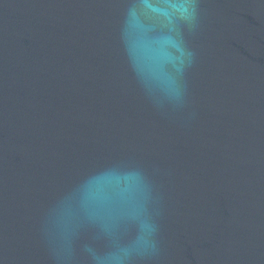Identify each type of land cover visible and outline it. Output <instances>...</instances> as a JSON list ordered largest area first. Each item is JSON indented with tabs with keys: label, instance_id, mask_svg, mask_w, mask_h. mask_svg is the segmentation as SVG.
<instances>
[{
	"label": "water",
	"instance_id": "95a60500",
	"mask_svg": "<svg viewBox=\"0 0 264 264\" xmlns=\"http://www.w3.org/2000/svg\"><path fill=\"white\" fill-rule=\"evenodd\" d=\"M0 264H264V0H0Z\"/></svg>",
	"mask_w": 264,
	"mask_h": 264
}]
</instances>
